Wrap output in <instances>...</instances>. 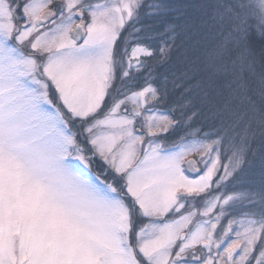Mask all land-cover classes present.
I'll list each match as a JSON object with an SVG mask.
<instances>
[{
  "label": "snow or ice",
  "instance_id": "snow-or-ice-1",
  "mask_svg": "<svg viewBox=\"0 0 264 264\" xmlns=\"http://www.w3.org/2000/svg\"><path fill=\"white\" fill-rule=\"evenodd\" d=\"M0 264H264V0H0Z\"/></svg>",
  "mask_w": 264,
  "mask_h": 264
},
{
  "label": "trees",
  "instance_id": "trees-1",
  "mask_svg": "<svg viewBox=\"0 0 264 264\" xmlns=\"http://www.w3.org/2000/svg\"><path fill=\"white\" fill-rule=\"evenodd\" d=\"M171 3H178L180 0H169ZM149 23H152L154 27L159 30L161 28V21L160 19L149 21ZM154 46L156 42H153ZM257 48H259V43H257ZM182 68V64L180 59L178 58L177 54H174L171 61L167 65H164L162 67H159L157 69L158 73L163 75H171L173 72H175L177 75H179V71ZM183 89H175L173 90L171 88V85L169 86V105L175 104V103H183L184 101L181 99V93ZM178 115V114H177ZM195 127H204L205 129H208L211 126V121L205 120L203 116H200L195 119L194 121ZM259 163V155L255 159V164L258 166Z\"/></svg>",
  "mask_w": 264,
  "mask_h": 264
}]
</instances>
